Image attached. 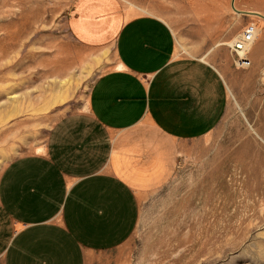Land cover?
Returning <instances> with one entry per match:
<instances>
[{
	"label": "rangeland",
	"instance_id": "374dc122",
	"mask_svg": "<svg viewBox=\"0 0 264 264\" xmlns=\"http://www.w3.org/2000/svg\"><path fill=\"white\" fill-rule=\"evenodd\" d=\"M117 3L124 16L160 17L176 55L215 67L227 107L211 132L183 146L169 182L141 196L130 238L88 264H264V0ZM72 6L0 0V172L41 148L59 117L85 109L93 80L115 65L110 45L71 36ZM249 22L260 32L250 64L238 67L230 45Z\"/></svg>",
	"mask_w": 264,
	"mask_h": 264
},
{
	"label": "crops",
	"instance_id": "0c3cea01",
	"mask_svg": "<svg viewBox=\"0 0 264 264\" xmlns=\"http://www.w3.org/2000/svg\"><path fill=\"white\" fill-rule=\"evenodd\" d=\"M67 27L85 46L110 45L115 65L93 80L85 109L53 123L40 151L1 170L0 264H88L121 246L141 196L169 182L183 146L227 107L221 74L176 55L160 17L124 16L117 0H73Z\"/></svg>",
	"mask_w": 264,
	"mask_h": 264
},
{
	"label": "built area",
	"instance_id": "2783aa9c",
	"mask_svg": "<svg viewBox=\"0 0 264 264\" xmlns=\"http://www.w3.org/2000/svg\"><path fill=\"white\" fill-rule=\"evenodd\" d=\"M258 32L259 29L257 24L255 22H249L244 26L239 38H237L236 41L230 45V48L235 52L236 55L239 50L248 49L249 46L255 42ZM237 60L239 62V64H237L238 67H247L250 64L248 59L240 60L238 55Z\"/></svg>",
	"mask_w": 264,
	"mask_h": 264
},
{
	"label": "bare ground",
	"instance_id": "6f19581e",
	"mask_svg": "<svg viewBox=\"0 0 264 264\" xmlns=\"http://www.w3.org/2000/svg\"><path fill=\"white\" fill-rule=\"evenodd\" d=\"M235 10V9H234ZM260 32V31H259ZM259 32H258V34H259ZM240 36V35H239ZM239 36L237 37V38H239ZM258 37V36H257ZM236 38V39H237ZM236 39H234V41H233V43L236 41ZM249 49H250V46H249V48L248 49H245V50H239L238 52H237V55H238V57H239V59L240 60H245V59H247L246 58V54L248 53V51H249ZM237 64H239V62H238V60H236V65ZM64 96V95H63ZM41 150V148L39 147V148H37V151H40Z\"/></svg>",
	"mask_w": 264,
	"mask_h": 264
},
{
	"label": "water",
	"instance_id": "95a60500",
	"mask_svg": "<svg viewBox=\"0 0 264 264\" xmlns=\"http://www.w3.org/2000/svg\"><path fill=\"white\" fill-rule=\"evenodd\" d=\"M231 6H232V8H234V7H233V2L231 3Z\"/></svg>",
	"mask_w": 264,
	"mask_h": 264
}]
</instances>
